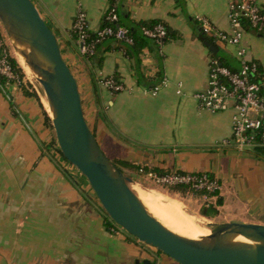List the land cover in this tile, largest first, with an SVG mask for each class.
<instances>
[{
	"label": "crops",
	"instance_id": "1",
	"mask_svg": "<svg viewBox=\"0 0 264 264\" xmlns=\"http://www.w3.org/2000/svg\"><path fill=\"white\" fill-rule=\"evenodd\" d=\"M32 1L57 38L76 78L85 120L111 161H125L130 166L121 170L133 174L140 168L207 172L218 180V194H197L191 201L199 214L208 205L218 214L202 217L264 225V157L223 144L231 134L233 109L212 113L194 97L206 87L214 57L198 34L197 17H207L216 31L227 30L230 0H116L117 11L128 20H160L172 36L161 46L144 47L138 63L122 41L107 38L97 49L101 64L92 68L72 36L73 19L81 7L90 31H96L110 0ZM254 1L264 8V0ZM241 43L245 58L264 73V31L244 28ZM211 44L222 51L215 58L240 69L236 46L217 39ZM135 66L150 85L163 77L168 85L156 95L144 93ZM113 75L122 91L112 92L96 80ZM26 91L31 94L0 82V264H179L122 229L107 230L106 215L72 182L68 167L44 153L40 139L52 121L45 120L44 111L49 113L37 92Z\"/></svg>",
	"mask_w": 264,
	"mask_h": 264
},
{
	"label": "water",
	"instance_id": "2",
	"mask_svg": "<svg viewBox=\"0 0 264 264\" xmlns=\"http://www.w3.org/2000/svg\"><path fill=\"white\" fill-rule=\"evenodd\" d=\"M0 21L44 91L59 149L85 176L115 224L179 264H264L263 224L231 221L219 225L218 229L258 242L229 247L188 239L154 217L128 189L127 182L132 179L124 176L97 143L83 114L76 78L33 1L0 0ZM201 39L210 52L217 53L215 45ZM245 149L254 151L252 147Z\"/></svg>",
	"mask_w": 264,
	"mask_h": 264
},
{
	"label": "built area",
	"instance_id": "3",
	"mask_svg": "<svg viewBox=\"0 0 264 264\" xmlns=\"http://www.w3.org/2000/svg\"><path fill=\"white\" fill-rule=\"evenodd\" d=\"M105 19L110 22L118 20L116 0L108 5ZM243 20L257 30L264 29V8H261L254 0H230L228 12L229 28L216 31L212 22L205 16H198L197 21L205 35H210L222 43L236 46V55L240 62V69L233 70L223 65L218 59L210 60L207 85L204 89L196 91L194 97L198 106L206 111L215 113L233 109L231 116V134L228 139L222 141L226 145H234L240 150L252 147L254 151L264 157V73L258 63L245 58L246 49L242 45L244 32ZM89 19L87 13L79 7L73 19L72 32L76 36V42L81 55L94 54L95 44L112 36L117 40L131 43L127 36L126 28L118 26L116 29L106 26L97 30L95 40H89ZM143 33L154 39L161 46L162 39L166 35L165 28L158 24L153 28H142ZM0 76L6 80V85L13 81L20 83L12 65V55L8 44L0 35ZM102 86L109 90L122 91L124 86L113 76L100 78ZM169 81L163 77L161 81L150 88L144 89V93L156 95L162 87H166ZM181 83H178L177 93H181ZM152 183L168 188L186 187L188 191L205 195H216L220 190L218 180L207 172L171 171L157 172L149 170L145 173ZM119 227L113 223L110 228L114 231Z\"/></svg>",
	"mask_w": 264,
	"mask_h": 264
},
{
	"label": "rangeland",
	"instance_id": "4",
	"mask_svg": "<svg viewBox=\"0 0 264 264\" xmlns=\"http://www.w3.org/2000/svg\"><path fill=\"white\" fill-rule=\"evenodd\" d=\"M0 35L5 40V42L8 44V49L11 52L12 58H14L16 61H18L15 43L12 41V39H10V37L6 33L1 21H0ZM216 54L219 56L222 54V51L219 50ZM17 63L19 64V62H17ZM19 66L22 68L21 65H19ZM22 70H23L24 75H25L23 80H22V85L27 90L36 91L40 100L43 101L44 106H45V104H47V100H46V97H45V94H44V91H43L41 85L36 81L35 77L32 74L31 75L26 74L23 68H22ZM98 83L101 85L100 78H99ZM11 84L18 85L14 81ZM5 86H7V85L5 84ZM18 87L20 88V85H18ZM52 127H50L49 134L47 135L45 140L40 139L44 153L48 154L51 161H53L54 163H56L60 166L64 165V169H66L65 167H68L69 170L66 169V171H70V178H71L72 182L77 187H80L82 194L83 193L85 194V197L88 198V201L92 205L96 206L97 208L102 209L103 213L105 214L104 209L102 208L97 196L93 192V190H92L89 182L85 178V176L83 174H81L80 171L74 165H72L70 162L65 161V160H63V162L58 161V157L59 158H62V157L59 155V152H58L59 146H58V143H57V140L55 137L54 128H52ZM149 170H151V169L144 170V168H140L136 172V174H133V173L128 172L126 170V168L123 167L121 171L124 174V176L130 177L132 179V181L129 183L132 190H133V186H134L135 188H138L140 191H146L147 190L149 192H152L153 195L160 194L163 198V201H161V202L157 201L158 203H161V204H158L157 206L163 207L166 212L164 210L163 211L167 215L175 217V215H177V213H178L176 218L179 217V219L182 217V214L186 215V216L192 218V220L197 225V228L200 231H201V229L203 230L204 227L209 229V227H208L209 223H214L217 225V227L219 225H221L222 223H224L221 221H218L217 223H215L214 220H210L208 218L202 217L197 211L198 207L195 205V203L193 204V202L191 201L194 198L193 195L191 194L192 191L186 190L184 193H179L176 191H170L169 190L170 188H168V187H164V186L152 183L149 179H147V177L145 175V173ZM198 194H202V193H198ZM90 199H91V201H90ZM162 203H164V204H162ZM148 211L154 217H156L158 220H162L163 216L166 215L164 213H160V211L156 210L155 208L148 209ZM167 215H166V217H167ZM117 228L124 230L120 226ZM176 230L184 231L181 228H177ZM210 231L211 230L209 229V232Z\"/></svg>",
	"mask_w": 264,
	"mask_h": 264
},
{
	"label": "trees",
	"instance_id": "5",
	"mask_svg": "<svg viewBox=\"0 0 264 264\" xmlns=\"http://www.w3.org/2000/svg\"><path fill=\"white\" fill-rule=\"evenodd\" d=\"M114 3V0H110V2H109V5H111V4H113ZM117 14H118V20L116 21V22H110V21H107L106 19H105V15L106 14H104V17H103V24L101 25V27L100 28H98L97 30H99V29H102V28H104V27H106V26H109V27H112L113 29H116L118 26H122V27H124V28H126V30H127V36L128 37H130L131 39H132V42L131 43H127V42H125V41H123V40H120V41H122L123 42V44L125 45V49H126V54L129 56V57H133L134 58V60L135 61H137V63L139 62L138 60H139V53L142 51V49L144 48V47H155V45H158V43L154 40V39H152V38H150V37H148V36H146L144 33H143V31H142V28L143 27H147V28H153L155 25H158V24H160V25H162L164 28H165V31H166V35H165V37L162 39V43H165L168 39H169V37H171L172 36V32H171V30L167 27V25H165L163 22H161L160 20H157V19H153V20H148V21H138L137 23H135V22H132L131 20H128V17L126 16L125 17V15H122V14H120L118 11H117ZM243 27L244 28H252V29H254V30H256V31H258V32H262V31H264V29H262V30H257V29H255L254 27H252V26H250L249 25V23H248V21H246V20H243ZM97 30L96 31H94V32H92V31H89V40L90 41H93V40H95L96 39V37H97ZM72 36H73V38H75V40H76V36H75V34L72 32ZM199 36L200 37H203L204 39H207L208 41H210L211 43H213V40H215V38L214 37H212V36H210V35H205L203 32H202V30H201V28L199 29ZM107 38H114V39H116L115 37H112V36H109V37H106L105 39H107ZM105 39H103V40H101L100 42H97L96 44H95V49H94V54L93 55H90V56H86V55H81L82 56V58L85 60V61H87L88 63H90V65H91V68L92 67H99L100 66V64H101V61H102V55L101 54H99V52H97V49H98V47H99V45L105 40ZM159 46V45H158ZM216 54H214L213 56V58H215L216 56H215ZM216 59H218V58H216ZM223 65H225L224 64V62L222 61V60H220V59H218ZM12 65H13V68H14V71H15V73L17 74V76H18V78H19V81H20V83H19V85H20V88L22 89V91H23V93L24 94H26V95H30L31 93H28L27 91H26V89L24 88V86L22 85V80H23V78H24V72H23V70H22V68L19 66V64L17 63V61L14 59V58H12ZM135 72H136V77H137V82L138 83H140V84H142L143 86H146V88H150V87H152L153 85H155V84H153V85H150V83H148V82H145L144 81V77H143V75L139 72V69H138V67L137 66H135ZM113 78L114 79H118L117 78V76H115V75H113ZM96 80L97 81H99V78L97 77L96 78ZM0 82H1V84H2V86L3 87H5V84H6V80L4 79V78H2L1 76H0ZM112 92H118V91H115V90H111ZM34 94H36V93H34ZM44 118H45V120L46 121H49L50 122V117L48 116V114H47V112L46 111H44ZM58 152H59V155L65 160V161H67V159L63 156V154H62V152H61V150L58 148ZM120 170H121V166H130V165H128L125 161H112ZM170 191H176V192H179V193H184L186 190H187V188L186 187H181V188H171V189H169ZM188 191V190H187ZM192 195H193V197H195V196H197V194L198 193H195V192H192L191 193ZM218 194V193H217ZM216 194V195H217ZM221 204V201H220V199H218V201H217V205H220ZM200 214L202 215V216H205V217H208V218H213V217H215L217 214H218V210H217V208L216 207H214V206H212V205H208L207 207H205V206H203V207H201V209H200ZM105 225H106V228H107V230H110V228L112 227V225H113V221L110 219V217L107 215V213L105 212Z\"/></svg>",
	"mask_w": 264,
	"mask_h": 264
},
{
	"label": "bare ground",
	"instance_id": "6",
	"mask_svg": "<svg viewBox=\"0 0 264 264\" xmlns=\"http://www.w3.org/2000/svg\"><path fill=\"white\" fill-rule=\"evenodd\" d=\"M16 54H17V60H18L17 62H19V65L22 66L26 74L31 75L32 70L29 64L27 63L26 57L20 51H16ZM45 107H46V110L49 111L48 113L51 115V110H50L48 102L47 104H45ZM127 187L138 198V200H140V202L144 204L147 210L151 208H155L156 210L160 211V213H164L165 211L164 208L157 206L158 204H161V203H158L157 201H160V202L163 201V198L160 194L153 195L152 192H149L147 190L140 191L138 188H135L134 186L132 190L129 182H127ZM166 215L163 216V218L161 217L163 221L162 220H159V221L164 226H166L168 229L188 239L201 240V241H206V242L220 244V245L229 246V247H236V246H243V245H256L258 243L256 241L246 239L240 235L230 233L227 230L218 229L217 225L214 223L208 224V227L211 230L210 232H209V229H207L206 227H204V229L203 230L201 229L200 231L197 228V225L192 220V218L186 215L182 214V217L180 219L179 217L176 218L178 213L177 215L174 214L175 217L169 216V215H167L166 217ZM177 228H181L184 231H178L176 230Z\"/></svg>",
	"mask_w": 264,
	"mask_h": 264
}]
</instances>
